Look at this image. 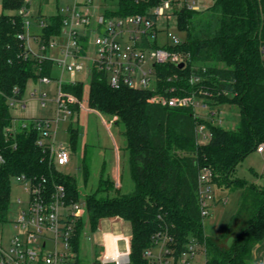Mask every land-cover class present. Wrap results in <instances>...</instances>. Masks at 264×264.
<instances>
[{"label": "trees", "instance_id": "1", "mask_svg": "<svg viewBox=\"0 0 264 264\" xmlns=\"http://www.w3.org/2000/svg\"><path fill=\"white\" fill-rule=\"evenodd\" d=\"M162 0H119L106 16L149 14ZM0 14V219L8 213L12 178L27 174L50 190L63 185L67 201H83L85 217L96 231L103 218L120 217L131 223L132 237L128 264H155L145 251L156 246L161 234L171 239L168 257L179 260L188 243L195 240L204 250L206 264H254L255 253L264 247V183L232 179L237 166L264 145V0H214L200 9L177 11L178 27L186 39L170 48L181 52L184 66L157 64V93L167 96L197 95L220 111L223 104L237 105L240 120L236 127L213 123L196 114L192 107H172L149 99L151 89L128 86L113 89L104 71L90 73L88 104L92 109L115 117L124 125L132 191L111 194L114 182L101 178L93 192L81 194L78 180L61 171L49 147L39 144L36 122L25 118L15 124L12 98L22 97L29 78L52 76L53 61L39 63L19 37L24 18L19 13L25 0H2ZM40 17H42L40 15ZM43 39L61 31L62 14L45 18ZM157 45V44H154ZM222 64V65H220ZM176 74V76L174 75ZM174 75V76H173ZM173 76V77H172ZM199 77L193 82L192 77ZM17 87V91H15ZM64 90L80 100L84 83L64 84ZM74 105V111L79 110ZM27 124L24 126V124ZM212 131L200 142L198 125ZM75 150L79 131L70 127ZM204 166L213 170L212 182L238 185L242 197L230 224L220 236L207 235L200 207V174ZM84 175L88 169L85 164ZM84 217L75 218L72 249L77 263ZM232 238L231 242H228ZM157 264V263H156ZM264 264V263H263Z\"/></svg>", "mask_w": 264, "mask_h": 264}, {"label": "built area", "instance_id": "2", "mask_svg": "<svg viewBox=\"0 0 264 264\" xmlns=\"http://www.w3.org/2000/svg\"><path fill=\"white\" fill-rule=\"evenodd\" d=\"M91 1L76 0L74 4L61 8L59 10L62 14L61 31L49 39H43L41 35L47 20L40 17L35 28H32L27 7L23 6L19 9L25 25V30L19 37L30 49V55L39 63L50 59L53 61V69L55 64L61 69L60 77L42 76L38 79L45 83L52 80L58 82V92L55 96L58 112L55 121L59 122L61 118L72 116L75 112L74 105L80 106V99L75 94L65 91L63 87L66 83L81 81L76 78V72L85 68L80 59L88 58L91 61L89 74L93 68L104 71L113 89L124 86L151 89L155 92L149 99L151 102L172 107H192L197 115L212 120L213 123H223L221 110L212 108L208 101L200 96L170 97L157 93L159 81L156 65L169 63L178 65L185 59L181 52L170 48L182 42L170 31L171 21L176 17L178 25L177 11L185 6L189 9H200L196 0H162L151 8L149 14L136 13L120 17L100 14L94 19L95 23L92 22L93 15L88 7L86 11L79 9L80 6H87ZM88 27H92L96 33V49L92 57L87 55L90 41ZM162 27L166 29L167 40L159 43L158 34ZM33 41L37 48L33 47ZM53 51L56 56L52 54ZM261 53L264 62V42ZM66 73H69L67 78L64 77ZM153 79L155 86L151 87ZM191 80L199 81V77L194 76ZM17 90L15 87V91ZM46 96L47 93L41 94L42 103H45ZM11 100L12 104L18 101L16 97ZM26 125L25 123L24 126ZM36 127L40 132L39 144L50 148L57 166L67 164L71 156L69 148L63 145L56 148L49 140L53 133L52 120L38 121ZM197 132L202 143L212 137V131L205 123L198 125ZM258 150L264 152V145L261 144ZM14 178L30 191V200L28 208L22 209L17 215L15 220L17 231L8 247L0 244V264H73L70 263L75 256L72 249L73 227L75 218L82 217L85 212L81 204L84 202H68L67 190L63 185L50 190L46 184L36 182L27 174H19ZM212 178V168L204 166L199 181L200 207L205 217L209 214L212 201H215L211 187ZM169 239L171 237L168 234H161L156 240V246L146 250L145 255L155 264H169L173 259L167 256L170 254L167 246ZM198 251L199 243L193 240L188 243L179 260L183 259L187 262ZM128 255L106 253L100 257L98 264H128L130 261Z\"/></svg>", "mask_w": 264, "mask_h": 264}, {"label": "rangeland", "instance_id": "3", "mask_svg": "<svg viewBox=\"0 0 264 264\" xmlns=\"http://www.w3.org/2000/svg\"><path fill=\"white\" fill-rule=\"evenodd\" d=\"M76 0H28V19L31 21L32 28L37 25L40 15L44 18L55 15L61 8L74 4ZM82 2L84 0H81ZM119 0H92L87 6H80L81 11H86L87 7L95 18L104 14L107 9H116ZM214 0H196L200 8H206ZM3 12L2 0H0V14ZM93 26V24H92ZM170 31L176 34L181 41L186 39V33L179 29L176 17L171 21ZM89 35V45L87 55L94 56L96 49V33L92 27L87 28ZM166 38V29L162 27L158 34V42L164 43ZM33 47L37 48L33 41ZM56 56L55 51L52 52ZM58 57V56H57ZM85 65L83 70L76 72V78L84 83V91L80 100V107L72 116L66 119L57 118L58 105L55 96L58 92V82L52 80L49 83L29 78L22 97L11 105L12 115L16 118L15 124H19L25 118L26 122L31 119H51L53 133L49 139L53 145L58 148L63 145L69 148L71 152L70 161L58 168L66 174H72L77 177L78 188L81 194H87L95 191L101 178L111 179L115 176L118 167L120 168L122 186L116 183L111 188V194L127 193L133 190L134 184L130 175L129 153L126 150L127 139L123 134L124 125L118 124L114 116L103 111L92 109L88 104V95L90 90V66L91 61L88 58L80 59ZM222 65V64H220ZM61 69L55 64L52 77H60ZM69 77V73L64 75ZM155 86V79L151 82V87ZM47 93L45 103H42L41 94ZM223 125L226 127H236L240 120V110L237 105L223 104L220 107ZM54 119V120H53ZM70 127L79 131L77 146L73 150L71 146ZM88 169L87 178L84 175V168ZM232 179L244 178L253 181L258 185L264 183V152L255 150L250 153L234 170ZM212 193L215 195V201L209 206V214L205 217L203 225L207 235L220 236L230 224L233 215L236 213L241 197L242 189L238 185L226 186L212 182ZM119 188V189H118ZM20 199V200H19ZM30 200V191L25 185L15 178L11 181L10 202L8 213L5 218L0 219V244L8 247L11 238L15 235V220L22 209H27ZM85 208L84 203H81ZM86 221L84 232L80 237L78 262L73 264H94L97 255L101 253L100 247L94 246L96 240L95 232L91 229L89 220L83 214ZM109 233L120 236L118 245L121 252H128L129 245L127 236L131 225L127 222H113L109 219L102 224ZM229 238L228 242H231ZM264 263V247L256 251L254 264ZM169 264H206L205 251H198L187 262L180 259L175 263L171 259Z\"/></svg>", "mask_w": 264, "mask_h": 264}, {"label": "crops", "instance_id": "4", "mask_svg": "<svg viewBox=\"0 0 264 264\" xmlns=\"http://www.w3.org/2000/svg\"><path fill=\"white\" fill-rule=\"evenodd\" d=\"M121 177V173H120V168L118 167V170L115 174V176L113 177V182L114 185L115 183L120 187L122 186V180H120ZM119 189V188H118ZM109 219L111 223L113 222H127L131 225L130 222L120 218V217H109V218H103L100 221L99 227L95 232L96 235V240L94 241V246L95 247H100L101 249V253L99 255H97V259L94 262V264H98L99 259L102 255L109 253V254H114V253H121V254H130V250H131V237H132V226H131V231L129 230V234L127 236V240H128V245H129V249L128 252H121L122 250H120L119 245H118V239L120 236H116L113 235L112 233H109L107 228H105L102 224L103 222H105V220ZM79 255V254H78Z\"/></svg>", "mask_w": 264, "mask_h": 264}, {"label": "water", "instance_id": "5", "mask_svg": "<svg viewBox=\"0 0 264 264\" xmlns=\"http://www.w3.org/2000/svg\"><path fill=\"white\" fill-rule=\"evenodd\" d=\"M184 64H185V62L183 61V62H180L178 65H179V67H183ZM128 257H129V255H128ZM129 259H130V258H129Z\"/></svg>", "mask_w": 264, "mask_h": 264}]
</instances>
